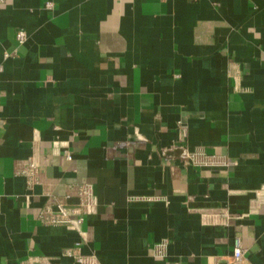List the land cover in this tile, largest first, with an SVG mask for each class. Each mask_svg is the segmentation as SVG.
<instances>
[{
    "label": "crops",
    "instance_id": "obj_1",
    "mask_svg": "<svg viewBox=\"0 0 264 264\" xmlns=\"http://www.w3.org/2000/svg\"><path fill=\"white\" fill-rule=\"evenodd\" d=\"M83 185L100 264H264V0L0 1V264H77Z\"/></svg>",
    "mask_w": 264,
    "mask_h": 264
},
{
    "label": "built area",
    "instance_id": "obj_2",
    "mask_svg": "<svg viewBox=\"0 0 264 264\" xmlns=\"http://www.w3.org/2000/svg\"><path fill=\"white\" fill-rule=\"evenodd\" d=\"M2 1V0H0ZM49 6V3L48 5ZM15 37L18 43H23L26 39L25 32L22 30H18L15 33ZM181 122H178L180 125ZM65 157L67 160L71 159V155L68 152H65ZM181 157L184 159H192L194 155L187 151V149L182 148ZM37 164L33 157H29L26 159L22 165L20 166L18 172L24 174L31 181L32 177L37 170ZM78 198L79 202L76 207H67L66 205L59 203L57 204V214L54 218H52L53 224H63L70 225L74 227V229L79 234L80 240H78L73 249H68L65 251L66 256L71 257L75 260L77 264H100L98 258L94 254H82L79 251V247L84 240L83 231L81 230L82 224L84 222V217L86 213L93 207V191L88 185H83L78 189ZM233 260L226 264H237L242 256V248L239 242V239H234V246L232 251ZM37 264H59L48 259H39Z\"/></svg>",
    "mask_w": 264,
    "mask_h": 264
}]
</instances>
